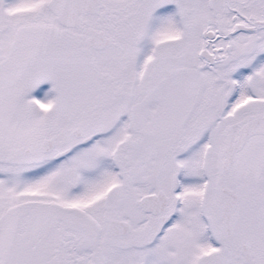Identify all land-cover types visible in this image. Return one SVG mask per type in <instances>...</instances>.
<instances>
[{"label": "snow or ice", "instance_id": "snow-or-ice-1", "mask_svg": "<svg viewBox=\"0 0 264 264\" xmlns=\"http://www.w3.org/2000/svg\"><path fill=\"white\" fill-rule=\"evenodd\" d=\"M0 264H264V0H0Z\"/></svg>", "mask_w": 264, "mask_h": 264}]
</instances>
